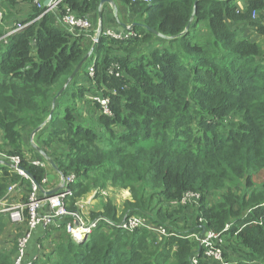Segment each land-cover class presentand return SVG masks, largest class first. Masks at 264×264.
I'll return each mask as SVG.
<instances>
[{"label":"trees","instance_id":"obj_1","mask_svg":"<svg viewBox=\"0 0 264 264\" xmlns=\"http://www.w3.org/2000/svg\"><path fill=\"white\" fill-rule=\"evenodd\" d=\"M112 1L136 17L91 52L94 24L73 35L59 18L70 9L94 21L100 0L46 13L33 0L0 2V202L10 184L30 187L9 157L36 183L48 175L34 145L51 170L73 174L69 211L91 193L104 199L82 240L65 221L49 226L32 264H218L192 237L207 231L223 238L225 261L264 264V47L248 33L264 36V0ZM20 3L31 9L21 21ZM17 21L26 26L8 33ZM107 189L129 194L121 212ZM130 218L146 225L121 227ZM10 223L0 213V240ZM25 229L0 241V264Z\"/></svg>","mask_w":264,"mask_h":264},{"label":"built area","instance_id":"obj_2","mask_svg":"<svg viewBox=\"0 0 264 264\" xmlns=\"http://www.w3.org/2000/svg\"><path fill=\"white\" fill-rule=\"evenodd\" d=\"M141 1L144 3L150 2V0ZM60 2L61 0H50L49 4L45 6L43 4V0H33V4L36 7H44L43 13L55 12V9ZM2 17L3 9L0 6V20L2 19ZM59 23L73 35H78L79 32L86 33L92 28V22L88 17L77 15L70 9H66L61 13ZM25 26L26 24L24 25L19 23L8 33L16 32ZM124 30L128 31L129 25L125 26ZM95 32L97 34V29ZM100 33L116 38H122L127 34L121 32L114 33L108 29H103ZM95 35L91 37L93 43H96L98 39H95ZM91 66L89 67L90 73H92ZM3 159H6V157L5 155L0 153V161H2ZM8 161L16 172L24 177H28L18 166L19 158L17 156L9 157ZM35 163L44 165V162L36 161ZM73 182V174H69L68 176H64L63 178L60 177V181L58 184L60 186L59 190L54 194L44 195L39 190V183H36L30 179V187L26 195L27 200L25 203L9 202V199L11 200L14 195L20 193V185L12 183L7 187L6 197L0 202V213L8 214L12 223L21 222L24 219V216L26 219V229L17 240V251L11 264H32V262L37 259V255L27 257V249L33 231L41 224L52 225L53 223H55V221L66 218L63 220L65 221V231L71 236L72 239L78 241L85 238L91 232V230L95 228L98 219L85 224L81 219L82 217L79 215V213H77L76 211H69L66 208V199L69 198L72 194L70 186L73 184ZM46 183L47 179L45 177L42 179L41 184L39 185L42 186L44 190H50L51 188L45 187ZM43 206H46L48 208L47 212H42ZM144 225L146 224L143 219L130 218L128 221L123 222L121 227L130 229L133 227ZM75 236H79V238H75ZM192 237H194L198 241L199 245L204 248L203 255L206 256V258H209L212 261H216L218 264H231L230 262L225 261L223 258L222 248L220 247V244H222V239L218 234L207 231L204 232V235H192ZM193 264H197L196 259L193 260Z\"/></svg>","mask_w":264,"mask_h":264},{"label":"crops","instance_id":"obj_3","mask_svg":"<svg viewBox=\"0 0 264 264\" xmlns=\"http://www.w3.org/2000/svg\"><path fill=\"white\" fill-rule=\"evenodd\" d=\"M113 3L115 5L114 8L111 7L112 5L110 3H107L108 5H106V6H103L105 3L102 5V14H103L102 18H101L102 28L103 29H108L110 31H114V32H118V33L121 32L122 33V32H124V30H123L124 27L126 25H130L131 22L133 21V19H135L136 16L129 15L127 13V10H125V8L121 7L116 2H113ZM242 3L243 2H239L238 3L240 8H242ZM22 4L23 3H21V5ZM30 11H31V9H29L28 6H21L20 7V5H18L17 7H14V9L11 12L13 13L15 20H20L21 21L22 19H24L25 17H27L30 14ZM95 19H96L97 22H94L92 20H91V22H92V25L94 24V26L97 29L98 24H99L98 12H97L96 18H94V20ZM10 24H13L12 20L10 21V23L8 22V24H5V25L7 27ZM121 24H124V26L121 25ZM95 34H96V32L94 33V35ZM253 35L254 36L251 37V38L257 40L258 42H260L262 40V38H264V36L262 37L260 35L254 34V32H253ZM262 47H264V46L262 45ZM47 172H48L49 186L46 183L45 187L52 189V188L58 186L59 181H60V175L57 174V172L54 171V170H51V172L49 170H47ZM88 196L89 195H87L86 197L88 198ZM92 196H93V194H92ZM86 197H85V199H87ZM93 197H95V196H93ZM12 199L13 198H11V200ZM93 200L91 201L92 204H94ZM90 209L92 211L99 210V209H93L91 207H90ZM43 211L47 212L48 208L46 206H43L42 207V212ZM62 222H64V221L62 219H60V220L55 221V223H53L52 225L58 227ZM52 225H50V224H41L33 231V234H32V236H31V238L29 240V243H28L27 257H31L32 255H37L38 256L40 254L41 248H40V246L38 244V239L37 238L40 237V236H43L45 234L47 228H49V226H52ZM24 228H23V230H24Z\"/></svg>","mask_w":264,"mask_h":264},{"label":"rangeland","instance_id":"obj_4","mask_svg":"<svg viewBox=\"0 0 264 264\" xmlns=\"http://www.w3.org/2000/svg\"><path fill=\"white\" fill-rule=\"evenodd\" d=\"M18 5H20V7L21 6H28L29 7V9H30V6L29 5H27V4H22L21 5V3L20 4H16L15 5V7H17ZM112 7V6H111ZM7 10V9H6ZM8 13V12H7ZM94 22H97L96 21V19L94 20ZM16 23V25L17 24H19V23H21V22H19V21H17V22H15ZM9 26V25H8ZM7 26V27H8ZM6 27V28H7ZM94 29H96V27L94 28ZM94 32H95V30H94ZM249 33V35L251 36V37H253L254 35H253V32L252 31H250V32H248ZM248 33H247V35H248ZM263 37V36H262ZM261 43V45H263L264 46V38H262V40L260 41ZM91 65H89V67H90ZM81 107H82V110L84 109V106H82L81 105ZM85 112V111H84ZM33 134L34 133H31L30 135H29V137L30 138H32L33 137ZM23 139H24V142H26V140H27V135H23ZM33 140H34V138H33ZM33 140H31L32 142H33ZM49 165V163L47 162L45 165H43V166H45V168H48V170L51 172V169H50V167L48 166ZM46 179H47V185L49 186V179H48V175H46ZM9 186V185H8ZM21 188V191H20V193H18V194H16V195H14L13 196V199L12 200H10L9 199V202H12V203H25L26 202V200H27V196H26V193H27V191L25 192V190H24V186H20ZM103 196H107V197H111V200L113 201V203H114V205L116 206V208L118 209V211H120L121 212V210H122V208H123V203H124V201H125V199H127V198H129V194L126 192V191H124V192H118V193H114V192H112V191H109L108 189L104 192V194H103ZM25 198H26V200H25ZM87 198V197H86ZM84 199V200H83ZM83 199H81L80 201H79V203H78V205H77V208L79 209V215L82 217L81 219L83 220V222L85 223V224H87V223H89L90 222V218H89V213L92 211L91 209H90V207L91 208H93V209H101L102 208V206H103V198H101V197H93L92 196V194H89V196H88V198L87 199H85V198H83ZM94 199V200H93ZM94 201L93 203L94 204H92V202L91 201ZM67 205V204H66ZM98 211V210H97ZM89 212V213H88ZM25 223H26V221H25V216H24V219L21 221V222H19V223H10V227H9V229H8V231H7V233L1 238V242H3L5 239H10V238H13V237H15L18 233H19V231L21 232L22 231V229L25 227ZM222 241H223V238H222ZM50 245H51V243H50V241H49V243H48V245H47V249H49L50 248ZM4 248H8V246L4 243Z\"/></svg>","mask_w":264,"mask_h":264},{"label":"water","instance_id":"obj_5","mask_svg":"<svg viewBox=\"0 0 264 264\" xmlns=\"http://www.w3.org/2000/svg\"><path fill=\"white\" fill-rule=\"evenodd\" d=\"M49 1H50V0H44V1H43V4H44L45 6H47V5L49 4ZM196 1H197V0H195V2H196ZM195 2H194V6H195ZM104 3H110V4L112 5L113 8L115 7V5H114V3H113L112 0H100L99 5H98L99 24H98V27H97V34L95 35V39L98 38L99 33L102 31L101 18H102V5H103ZM121 25L124 26V24H121ZM188 26H189V23H188V25L186 26V29L188 28ZM186 29H185V30H186ZM94 44H95V43L92 44V47H91V49H90V52H91V50H92ZM90 52H88V53L83 57V59L77 64V66L75 67V69L73 70V72L70 74L69 78L66 80V83H68V81H70V79L73 77V75H74V74L76 73V71L79 69L80 65L86 60V58L88 57V55H89ZM66 83H65V85H66ZM65 85H64V86H63V87H62V88L56 93V95L52 98V103H51L52 108L50 109V113H49V115L52 113L53 106H54V103H55V100H56L57 96L63 91ZM39 128H40V127H38L37 129H35V130L33 131V133H34L35 131H37ZM34 147H35V149H36L41 155H43V157L46 159V161L49 163V165H50L53 169H56V167H55L54 162L52 161V159H50L48 156H46V155L44 154V152H43L38 146L34 145ZM24 173H25V174H26V175H27L32 181H34L33 178H32L30 175H28L26 172H24ZM60 177L63 178V175L60 174ZM34 182H35V181H34ZM38 187H39L40 192H41L42 194H44V195H51V194H54V193H56V192L59 190V188H60V186L58 185V186H56V187H54V188H52V189H50V190H44V188H43L42 186H40L39 184H38Z\"/></svg>","mask_w":264,"mask_h":264},{"label":"bare ground","instance_id":"obj_6","mask_svg":"<svg viewBox=\"0 0 264 264\" xmlns=\"http://www.w3.org/2000/svg\"><path fill=\"white\" fill-rule=\"evenodd\" d=\"M75 238H79V236H75Z\"/></svg>","mask_w":264,"mask_h":264},{"label":"clouds","instance_id":"obj_7","mask_svg":"<svg viewBox=\"0 0 264 264\" xmlns=\"http://www.w3.org/2000/svg\"><path fill=\"white\" fill-rule=\"evenodd\" d=\"M102 30H103V28H102Z\"/></svg>","mask_w":264,"mask_h":264}]
</instances>
